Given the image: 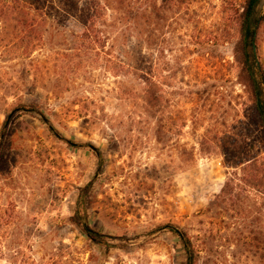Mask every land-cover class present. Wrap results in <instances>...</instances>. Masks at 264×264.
I'll return each instance as SVG.
<instances>
[{"label":"rangeland","instance_id":"obj_1","mask_svg":"<svg viewBox=\"0 0 264 264\" xmlns=\"http://www.w3.org/2000/svg\"><path fill=\"white\" fill-rule=\"evenodd\" d=\"M243 1L143 0L162 20L141 38L117 0L89 30L61 0H0V264H185L177 233L195 264H263L264 197L234 157L264 159L235 57ZM257 17L264 71V0ZM86 186L102 245L70 221Z\"/></svg>","mask_w":264,"mask_h":264},{"label":"trees","instance_id":"obj_2","mask_svg":"<svg viewBox=\"0 0 264 264\" xmlns=\"http://www.w3.org/2000/svg\"><path fill=\"white\" fill-rule=\"evenodd\" d=\"M80 1L82 0H61L60 7L57 11L61 13L62 17L73 19L81 24L84 29L89 30V28L93 27L94 20L100 16L99 10H103L104 8L100 3L102 0ZM185 1L191 2L192 0H162L163 3L172 2L174 4L184 3ZM260 1L261 0H244L241 4L240 14L238 15L239 39L235 49V57L240 66L239 78L247 89L253 103V112L257 120V128L264 135V71L260 66L255 64L256 25L259 22L257 9ZM142 2L143 0H117L118 6L116 8L122 16L132 20V25L134 28L139 29L137 35L141 38L144 37V30L150 18L154 20L156 25L162 20L160 16V7L156 8L154 5L150 6L148 7L149 10L151 9L149 12L144 8V5L147 7V3L143 2L145 4L142 6ZM129 5H133L134 8H129ZM85 36V33L80 35L82 38ZM256 72L261 74V81L256 79ZM21 108L29 112H37V108L32 106H22ZM3 137V131H0V142ZM242 147L243 145L237 146L234 150V157L237 161L236 165L244 166L242 169V182L254 187L264 197V159L258 160L253 158L242 163V159L240 160ZM3 156L2 148H0V165L3 161ZM99 161L101 167L102 160L100 159ZM86 190L87 186L79 193L75 202L74 213L70 221L73 225L80 228L88 237H91L94 243L102 245L104 244V236L92 232L86 223ZM177 235L185 253V264H195V256L191 242L183 233H177ZM251 237L250 243L259 251L260 259L264 264V232L258 230V232L252 234Z\"/></svg>","mask_w":264,"mask_h":264}]
</instances>
